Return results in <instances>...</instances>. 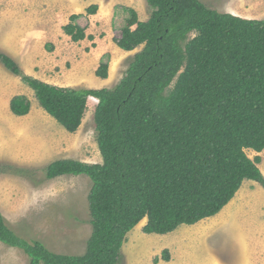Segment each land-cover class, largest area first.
Masks as SVG:
<instances>
[{
  "label": "trees",
  "instance_id": "16d2710c",
  "mask_svg": "<svg viewBox=\"0 0 264 264\" xmlns=\"http://www.w3.org/2000/svg\"><path fill=\"white\" fill-rule=\"evenodd\" d=\"M146 2L144 21L124 7L129 17L112 40L126 52L141 49L113 87L54 85L26 74L0 51L2 66L66 131H77L88 98L97 100L92 118L102 161L59 158L41 169L46 179H90L84 252L55 253L17 234L0 212V243L21 250L29 264H117L127 233L141 220L143 233L167 234L219 213L244 180L264 189L261 157L246 153L264 150V18L219 12L199 0ZM97 10L96 3L85 8ZM79 16L70 14L62 32L73 42L93 41ZM108 68L100 60L95 76L107 78ZM30 107L25 95L9 101L16 116ZM9 168L24 177L37 171L0 163V173ZM159 259L169 261L167 249L153 262Z\"/></svg>",
  "mask_w": 264,
  "mask_h": 264
},
{
  "label": "rangeland",
  "instance_id": "374dc122",
  "mask_svg": "<svg viewBox=\"0 0 264 264\" xmlns=\"http://www.w3.org/2000/svg\"><path fill=\"white\" fill-rule=\"evenodd\" d=\"M199 1L219 12L230 13L228 10H231L232 14L238 13L243 18H264V0ZM93 3L98 4L97 12L87 14L85 8ZM124 7L133 8L140 21L149 17L146 0H0V45H7L8 38L9 46L13 45L15 39H11L13 33L9 26L13 19L19 22L16 24L24 37L46 31V36L55 42L56 48L49 49L53 45L46 43L45 48L36 51H41L46 60L40 71L49 81L63 86L100 88L102 80L94 71L103 60L109 65L108 75L110 73L113 85L128 66L133 56L129 54L141 49L125 53L112 40L129 17ZM72 13L80 14L76 22L94 36L93 41L73 42L62 32L61 24L66 23ZM92 42L98 48L95 49ZM14 49L0 46L1 52L9 50V54L16 57L23 72H38L34 63L23 66L21 53L14 54ZM8 76L17 78L21 84V88H17L10 81L9 91L30 96L32 104L27 118L13 120L16 131L9 129L12 119L7 114L16 119L21 116L13 115L6 105L0 108V121L9 131L0 133V142L9 141V148L17 150L32 147L31 138L35 137L44 157L40 156L35 164L15 165L37 170L28 173L29 177L17 175L10 168L9 173H0V212L17 234L38 239L55 253L82 254L91 233L87 201L91 181L85 175L46 179L41 169L59 158L89 163L102 161L92 118L96 99L88 98L80 127L70 133L39 106L32 90L0 63V81ZM114 78L117 79L114 81ZM21 127L26 135L17 132ZM246 153L253 158L252 151L246 150ZM258 167L264 175V151ZM145 221L143 219L127 233L117 264H264V189L253 180H244L219 213L195 224H182L167 234H145L141 230ZM163 249L168 250L169 261L159 259L154 263L153 259L160 258ZM0 264H29V261L21 250L0 243Z\"/></svg>",
  "mask_w": 264,
  "mask_h": 264
},
{
  "label": "crops",
  "instance_id": "0c3cea01",
  "mask_svg": "<svg viewBox=\"0 0 264 264\" xmlns=\"http://www.w3.org/2000/svg\"><path fill=\"white\" fill-rule=\"evenodd\" d=\"M232 10L235 11V9H232ZM228 11H230L231 14L234 13L231 10H228ZM233 15L240 16V14H238V13L237 14H233ZM240 17H242V16H240ZM9 22L12 23V25L9 24V26L11 27V31L13 33L11 35V39H15L14 40V43L10 47L9 46V38H8V40H7L8 44L7 45H0V46L3 47V48H16V49H14L12 51H13L14 54L15 53H17V54L21 53L22 60H23L22 61L23 66L28 67L29 66L28 63L29 64L30 63H34L35 64L34 67H38V70H37L38 72H36V71L31 72L29 70L26 71V72H28V75H31L33 77H36V78H38V79H40L42 81H45V82H48V83L57 85L54 82L49 81L47 78L44 77V74L41 73L40 70L43 68V65H45L46 60H45L43 54L41 53V51L40 52H36V51L39 50V48H45L46 47V43H51L53 45V47L50 46L49 48H56L55 42H53L51 39H49V35L46 36V33H47L46 31L45 32L43 31L40 35H37V36L30 35V36H28V38H26V37H24V34L21 33V31L17 27L18 25L16 23H19L18 21H15V20L11 19ZM64 24L65 23H62L61 25H64ZM14 29H17V32L14 33ZM87 34H89V33H87ZM94 42L96 43V41H94ZM94 48L95 49L98 48L97 45ZM5 52L7 53V55L9 54V50L8 51L5 50ZM118 52L120 53L119 50H118ZM124 52L125 53H132V51H129V52L124 51ZM11 55L14 56L13 54H11ZM11 55L9 54V56L11 58H14V60H15L16 57L15 56L12 57ZM129 55L132 56L133 54H129ZM19 64H21V63H19ZM100 79L102 80L101 83L103 84L100 88H103V87H108V88L113 87L117 83V81H118V80H116L117 78H114V81L115 80L116 81L112 85V81L113 80L111 79L110 73L107 76V78H104V79L100 78ZM19 80H20V78H19ZM10 81H12V83H15V85L17 86V88H21V84L17 80V78H14V77H11L10 76V79H9V76H8L7 78L1 80L0 83L4 87L0 85L3 88V92L1 91V94H0V99L2 100L3 97H4V99L2 100V102L0 104V108L4 107V105H6L9 108V101H10V99H11L12 96H14V95H25V94H14V93H11L12 91H9V82ZM59 86H63V85H59ZM25 96L29 99V101L31 103V97L30 96H27V95H25ZM96 103H97V100H96ZM30 112H31V107H30V111H29V113L27 115H29ZM27 115L21 116L19 119H16V118H13L12 116H9L7 114V117L8 118L10 117L12 119L11 121H9V129H13V131H16L15 130L16 127H14L16 125H13L12 123L14 121H16V120L22 121L23 118H27L28 117ZM26 126H28V125H26ZM3 132L6 133V132H9V131L6 130L5 124L0 121V133L2 134ZM17 132H22V133H25V135H26V132L25 131L24 132L22 131V127L19 128V130ZM3 136L6 137V135H3ZM24 138H27V137H24ZM31 141L34 144H32V147H30V148L29 147L24 148L25 150L22 147L18 148L17 150H14V149L9 148V141L7 143L0 142V162H7V163L12 164V165H29V164H35L38 161V158H40V156L42 158L44 157V154L41 155V150L38 148L39 146H38V141L36 140V138L35 137H32L31 138ZM27 150H32V151H27ZM248 150H250V149H248ZM250 151H252L254 153L253 154L254 156L255 155H259L261 157V153L264 150L261 151L260 153H256L253 150H250Z\"/></svg>",
  "mask_w": 264,
  "mask_h": 264
}]
</instances>
